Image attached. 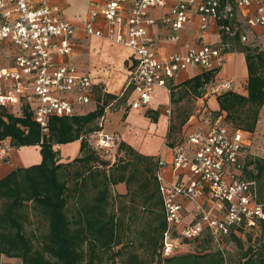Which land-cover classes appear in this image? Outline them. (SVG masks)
<instances>
[{
    "label": "built area",
    "instance_id": "2783aa9c",
    "mask_svg": "<svg viewBox=\"0 0 264 264\" xmlns=\"http://www.w3.org/2000/svg\"><path fill=\"white\" fill-rule=\"evenodd\" d=\"M168 3L169 11L162 17L148 16L151 8ZM191 11L199 16L202 31L214 22L227 35L239 30L241 41L247 40L248 26L264 24V0H103L90 8L85 33L133 50L135 63L127 85L134 97L129 107L147 106L156 86L170 92L173 79L188 67L222 65L227 42L202 43L185 53L157 52L148 25L160 22L169 29L168 38L178 40ZM100 20L105 29L98 25ZM74 31V25L60 17L59 7L48 0H0V47L15 48L11 63L0 60V105L9 107L21 97L31 106L42 133L48 132L50 117L77 113L93 96L89 75L72 62ZM230 88L228 80L213 87L214 91ZM202 121L203 126L182 132L171 146V179L163 172L165 160L157 161L155 177L166 221L163 256L174 253L182 242L197 245L205 237L224 251L233 226L264 221L256 180L242 174L243 131L219 116L205 115ZM114 143L113 134L99 131L93 146L102 151ZM4 149L0 145V158ZM186 202L193 206L192 218L178 227Z\"/></svg>",
    "mask_w": 264,
    "mask_h": 264
},
{
    "label": "trees",
    "instance_id": "16d2710c",
    "mask_svg": "<svg viewBox=\"0 0 264 264\" xmlns=\"http://www.w3.org/2000/svg\"><path fill=\"white\" fill-rule=\"evenodd\" d=\"M239 38V30L234 35L222 33L221 42L228 43L223 45L224 52L237 50L245 55L246 94L231 89L217 94L218 109L214 110V118L224 112L223 122L252 131L264 105V50L250 42H241ZM216 72L217 68H209L184 80V94H201L203 86ZM174 89L172 84V101H175ZM126 96L124 92L123 98ZM115 97L111 93L97 92L93 109L50 117L47 133L41 132L26 102L20 103L17 112L0 105V145H38L41 157L37 163L17 166L0 177V261L7 257L20 259V264H106L103 252L113 246H122L118 236L119 221L108 212L107 205L111 186L123 182L126 192L122 195L130 199L141 197L143 208H149L157 222L150 225L147 241L157 255L154 264H264V245H249L234 260H227L225 251L214 248L210 241L199 246L202 239L193 250L167 256L161 254L166 221L155 177L159 157L140 153L120 141L117 150L122 153L117 160L109 162L101 159L102 151L93 146L105 107ZM191 113L189 106L177 113L179 130ZM173 128L170 123L168 137ZM74 140L80 142L78 155L60 161L57 145ZM243 160V176L256 180L259 197L264 200V157L248 154ZM75 164L77 167L71 170ZM69 177L74 178V189L79 193L72 217L66 211ZM87 191L91 192L89 199L85 198ZM33 214L43 219V232L27 231ZM261 224L264 227V221ZM232 237L242 247L240 237ZM117 251H113L114 255Z\"/></svg>",
    "mask_w": 264,
    "mask_h": 264
},
{
    "label": "crops",
    "instance_id": "0c3cea01",
    "mask_svg": "<svg viewBox=\"0 0 264 264\" xmlns=\"http://www.w3.org/2000/svg\"><path fill=\"white\" fill-rule=\"evenodd\" d=\"M48 1L59 7V15L61 18L74 25L75 31L73 39L75 41V48L72 62L79 70L89 75L92 82L93 97L89 103L80 107L77 110V113L85 112V108L86 111L93 109L96 105V94L99 91L101 93L107 92L116 95L115 98L110 99L105 107L104 114L100 119L101 128L99 131L113 134L117 143L124 141L133 147L132 141L137 139V137H133V135L137 134L139 130L142 131V137L144 140L146 133H144L141 128H144L146 132L150 131V128L153 125H158L157 123H153L152 119L156 117L158 121L160 120V122H163L161 121V116L165 114L163 112V106L180 103L184 96L189 95L184 94L185 86L182 82L200 73L201 71L207 70V68L203 67H188L187 69L181 71L173 79V86H175L176 90L183 87L182 93L178 97L175 96L173 98L175 101L170 100V93L164 87L156 86L151 93V100L147 106L131 108L128 105L134 97V93L131 88L128 87L127 79L135 63L132 48L121 43L108 40L103 36L89 35L83 30V24L88 17L90 8L101 3L103 0ZM170 6L171 4L168 3L163 7L151 8L148 12V16L160 18L169 11ZM240 17L243 19L242 15H240ZM98 25L104 29L106 28V24L102 20L98 22ZM197 27H199V16L191 11L189 20L179 31L180 37L178 40L169 39L167 36L169 29L160 22L148 25V30L155 38L157 52L163 55L171 52L185 53L189 47L200 45L202 43H211L215 45L221 41V35L224 31L220 30L216 23L211 22L209 26L201 32L197 31ZM246 35V41H241L239 38L241 42H250L251 44L264 50V24L252 27L248 26ZM14 52L15 48L11 45L4 44V46H1L0 60L2 63H11V56ZM216 68L217 72L214 78L203 86L202 93L196 96L189 95L193 101L192 104L196 105L197 108L192 111L186 122L181 126V133L203 126L202 118L205 116L203 115L204 110L214 112V110L218 109L216 95L225 90L214 91L213 87L215 85L224 80H228L231 83V90L243 95L246 94L248 69L243 52L237 50L224 52L223 63L220 67ZM124 92L127 94L125 98H123ZM23 101L24 100L20 97V103ZM87 105L91 106L87 107ZM7 108L17 112L13 109L14 105ZM223 115L224 112L218 116L222 119ZM212 118H214V116H212ZM167 123L165 138L163 143L161 142L163 144L161 148V143L156 146L153 153L145 148H140V150L135 147L133 148L145 155L163 158L166 162L163 172L166 178L171 179L173 177L170 164L171 146L177 138L173 136L170 139V137L167 136L170 124L169 122ZM242 131L245 132L244 136H246V133L248 136V140L246 141L242 151V158L245 159L248 152L251 154H259L260 151L258 152V148L257 152H255V149L257 144H264V105L260 108L255 128L252 131ZM168 141L170 142L169 145L167 143ZM79 143V140H74L72 142L57 145L60 152L59 156L61 157V154H64L62 149H60L61 145H71V148H69L68 152L64 154V156H68L69 160L72 159L78 155ZM121 153L122 151H119V154ZM40 158L38 145L20 146L16 149L7 147L4 149L3 157L0 158V175L3 176L5 171L9 172L17 166H27L24 161L37 163L40 161ZM60 161L67 160H61L60 158ZM242 174L244 175V172ZM115 187L120 194H124L126 192V186L123 182H118L115 184ZM192 207L191 203H185L184 210L182 212V221L178 227L191 220L193 210ZM190 245L191 242L185 241L180 244L178 249H183L184 252L190 251Z\"/></svg>",
    "mask_w": 264,
    "mask_h": 264
},
{
    "label": "rangeland",
    "instance_id": "374dc122",
    "mask_svg": "<svg viewBox=\"0 0 264 264\" xmlns=\"http://www.w3.org/2000/svg\"><path fill=\"white\" fill-rule=\"evenodd\" d=\"M197 31L201 32L200 26L197 27ZM95 90V88H94ZM183 91V87L178 88L177 90L174 89V97H178ZM93 92V90H92ZM170 93V92H169ZM93 97V96H92ZM192 99L189 97V95H186L183 97L180 103H175L174 105H165L163 106V112L166 114L161 116V121H158L155 117L152 119L153 123H157V126H153L150 128V131L146 132L144 128H141L144 133H146L145 138L143 140L142 137V131L139 130L137 134H134L133 137H137L136 140L132 141L133 147L140 150L146 149L148 151L154 152V149L156 146H158L161 142L163 143V140L165 138L166 133V127L167 122L171 123L172 132L170 133V139L171 137L175 136L176 138L181 136V132L179 128L177 127V113L183 108V107H190V112L197 108L196 105L192 104ZM91 105H87V107H90ZM20 108V98H17V100L14 103V110L18 111ZM202 108V107H201ZM204 109V108H203ZM201 109V110H203ZM86 111V108L84 109ZM198 115V114H197ZM203 115L207 116H215L214 112H209L207 110H204ZM159 116V115H158ZM168 116V117H167ZM163 126V127H162ZM179 130V131H178ZM242 130V129H240ZM243 135H245V132H243ZM245 141L248 140V136L246 133V136H244ZM160 148L162 147V144ZM167 143H170L169 141ZM117 140H115L114 145L111 147L106 148L103 150V154L101 159L108 160L109 162H113L118 159L119 157V151L117 150ZM169 145V144H168ZM264 144H257V147L255 149V152H258L259 154H251L248 152V154L251 155H264ZM8 148H19L14 146H7ZM5 147V148H7ZM71 148V145H61L60 149H62V152L66 154ZM249 148V147H248ZM64 154H61L64 156ZM157 154V152H156ZM60 157L61 160H69L68 156ZM264 157V156H261ZM26 165L31 164L32 161H24ZM33 163V162H32ZM77 164L73 165L71 170H74L77 166ZM24 166V165H22ZM93 166V164H91ZM5 171L4 174H6ZM2 176V175H0ZM71 177V176H70ZM67 178V185L68 189L66 192V211L70 217H72L75 214V209L78 204L79 200V193L78 191H75L74 189V178ZM91 192L85 194V198L89 199ZM258 199L259 192H258ZM108 205L107 210L109 213H113L116 219L119 221V227H118V236L121 239V248L120 246H113L112 249L107 250L106 252H103V262L106 264H154V261L156 259V253L153 252V247L149 246L148 244V237L150 233L151 224H156L157 222L154 221L153 214L149 211V208L145 207L143 208L142 204H144L141 201V197L136 196L134 199H130L127 195L120 194L115 185L111 186L110 188V196L108 198ZM264 201V200H262ZM32 224L27 226V231L29 232L31 229L33 231L39 233L43 232L45 229V223L41 217L33 214L31 217ZM231 232L225 239V255L227 260H234L236 259L243 251L244 249L249 245H254L256 247H261L264 245V227H262L261 222H257L255 225H236L233 226L230 230ZM232 235H237L240 237L242 241V247L238 246L236 240L232 237ZM209 238L205 237L202 239V242L200 245H205V243H209ZM195 244L192 243L190 245V250L195 249ZM117 251V254L114 255L113 251ZM184 252L183 249H178L174 253ZM113 253V254H112ZM114 255V257H113ZM0 264H20V259L18 258H7L2 257Z\"/></svg>",
    "mask_w": 264,
    "mask_h": 264
}]
</instances>
